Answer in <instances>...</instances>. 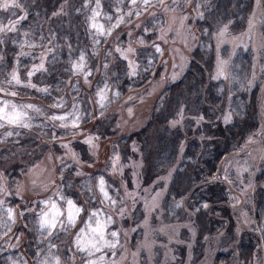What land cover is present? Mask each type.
<instances>
[{"label": "rangeland", "instance_id": "374dc122", "mask_svg": "<svg viewBox=\"0 0 264 264\" xmlns=\"http://www.w3.org/2000/svg\"><path fill=\"white\" fill-rule=\"evenodd\" d=\"M47 1L19 0L22 8L0 9V24L29 12L41 22L38 35L29 25L23 28L25 20L17 32L0 33V106L3 101L15 103L27 113L25 123L30 125L0 128V257L9 264H242L239 245L248 228L257 235L264 232V215L256 218L255 198L257 190L264 189V0H252L244 16L237 14L238 0H100L99 9L95 0H87V7L86 0H77L73 13L68 0ZM93 9L100 12L96 22L104 34L91 27ZM73 28L77 39H87L85 44H75L69 33ZM67 44L87 52L83 61L73 63L82 65V70L75 67L76 93H63L64 101L55 105L32 99L28 89H47L33 77L45 70L47 55L56 45L68 49ZM197 46L212 51V79L223 95L222 122L243 115L248 102L255 101L257 124L238 147L223 153L203 189L193 197L189 193L176 198L169 196L168 188L186 139L173 162H161L156 158L160 136L180 127L200 140L222 138L219 126L204 124L207 117L218 121L220 113L214 107L195 112L196 92L189 88L183 91L187 104L178 106L167 127L154 126L145 140L134 144L123 145L122 139L151 120L167 87L184 77ZM141 58L148 59V76L124 89V81L139 74ZM105 68L106 74L112 69L108 74L115 84L95 87L92 81ZM13 74L19 84L9 83ZM27 105L34 107H21ZM93 123L101 126L92 128ZM30 129L43 132V137L36 140ZM70 163L79 167L76 177L103 174L110 199L100 191L97 177L87 192L92 199L100 197L102 204L88 205L78 183L63 181ZM197 198L203 203L195 205ZM67 200L82 209L72 225L67 222ZM57 210V226L41 229L43 213L51 219ZM92 212L102 214L103 221L111 217L105 238L115 247L90 256L80 247L94 241L88 227ZM111 232L117 236L108 235ZM256 248L249 264H264V240Z\"/></svg>", "mask_w": 264, "mask_h": 264}, {"label": "trees", "instance_id": "16d2710c", "mask_svg": "<svg viewBox=\"0 0 264 264\" xmlns=\"http://www.w3.org/2000/svg\"><path fill=\"white\" fill-rule=\"evenodd\" d=\"M51 0H48L47 2L50 5ZM69 5L68 8L70 9V12L73 13L74 9L78 7L77 0H68ZM252 0H238V3L241 4V7L238 9L237 14H241L244 16V14L247 13V10L249 7H251ZM81 7H83L81 5ZM29 15L27 16V19L24 21L23 28L27 27L28 25L31 26V32L35 35L39 34L40 31V19L38 15L34 12H29ZM35 19H39V21H35ZM237 20V19H236ZM74 26V23L71 24L72 28ZM75 28V27H74ZM74 28L69 31V33H72L75 37V44H81L86 42L87 39H85L82 35L77 39L76 33H74ZM93 44V43H92ZM94 45V44H93ZM68 49H65L63 46H55L54 52H50L47 56L46 60V68L43 71H38L37 74L33 77L36 81L35 83L38 85L41 82L40 88L45 89L44 91H33L28 89L27 92H30V96L32 99L37 100H45L51 104H56L64 101V94H67L69 91V95H72L73 93H76V85H75V75L77 70L75 69L73 63L75 59L80 58L82 54L86 56L85 53L86 49L81 48L78 45H69L67 44ZM91 46V43L89 47ZM152 47V46H151ZM91 52L93 51L90 50ZM85 52V53H84ZM191 62L190 65L187 68V72L185 73L184 77L177 80L176 83H173L167 87V90L165 91V95L160 99V101L157 102L155 105L153 111H152V118L151 120L145 125V127L141 128L137 133H130L126 137H123L122 144L126 145L130 142L134 144L137 143V140L139 139H146L148 132L154 127V126H163L167 127L168 122L175 117V112L178 110V106L183 103H186L185 96L183 94V91H188L189 88L195 89L196 92V98L194 100V104L198 106L194 109L195 112L202 111H208L210 110V107H214L218 113H220V117L214 122H212L208 117L205 120V123L207 127H214L219 126L221 132H222V138H213L212 137H206L203 136V139L198 138V135L195 133L185 132L182 131L180 127L176 128L171 134L169 135H161L160 140L158 141V151L156 152V158L160 159L161 162L168 161L173 162L175 160L176 152H178V145L180 144L181 140L186 139V148L181 155L180 162L177 164L176 169L173 172V175L171 177V183L169 185V196H173L176 198H182V196L187 195L189 193L190 197H193L194 193H196L197 189H203L204 184H207V178H209L207 175L211 174L213 170L216 169V165L218 161L223 156V153L227 150H234L236 147H238L241 141L244 140V138L251 133V131L256 127L257 119H256V111H254V102L251 101L248 102L247 107L245 109V113L243 115L241 114H235L233 115L232 119L229 122L223 123L222 120V102L221 99H223V95L220 90V86L212 79V64H213V56L211 49H208L206 46L199 47L197 46L193 53H191ZM148 59H139L140 65V71L137 76H134L130 81L126 79L124 81V84L126 85L124 89H126L127 86H134L137 85L139 82H143L145 78L148 76V66L149 62H147ZM111 69V68H110ZM110 69L108 70V73L110 72ZM107 68L102 69V71L99 73V77L92 81L96 85L102 84V83H109L110 85H114L110 82L109 74L107 73ZM112 72V69H111ZM118 79H116L117 81ZM44 81H48L45 86L43 83ZM38 88V87H37ZM63 98L61 100V97ZM60 97V98H58ZM204 104H203V102ZM251 103V104H250ZM187 104V103H186ZM241 105V101H240ZM239 105V109L241 106ZM217 112L215 113L217 115ZM240 112V111H239ZM193 116L192 113H190ZM101 124L104 123V119L99 120ZM223 121V122H222ZM100 127L101 125L98 123L95 126V123H93L92 128ZM98 127V128H99ZM25 129V128H23ZM37 130V129H36ZM34 129H30L31 132H33L34 138L36 140H40L41 137H43V132L39 131L37 132ZM215 141H218L217 144H214ZM202 145V146H201ZM167 159V160H166ZM72 164L70 167H68L67 171V177L64 175L63 181L67 184L70 183V179L73 180L72 184L74 186L75 182L78 183V187L81 186L80 195L81 197L86 201L88 205H92L94 207H97L98 205H101V198L98 197L97 199L90 198V193H88V190H91L90 186L96 185L94 180H96L97 177L103 178L104 175H100L98 171L89 172V175H80L75 176V173L79 169L78 165L75 163ZM65 169L66 167H62V169ZM91 169V167H89ZM106 181L108 180V175L105 176ZM109 191L111 192V187L108 184ZM256 198V207H257V214L256 218H260L264 215V189H258L255 195ZM194 204L196 205V201L202 200L197 198V200L193 199ZM201 213V211L199 212ZM200 223V222H199ZM206 224V221L204 222V225H201V229L199 230V235L201 236L204 232V227ZM264 240V232L257 235V233L254 230H251L248 228L245 238L241 241L239 245V251H240V260L243 262L242 264H249L250 259L254 256L255 252H258L257 245L259 244L260 240ZM11 250L5 251V253L10 252ZM17 251H13V258L14 253ZM9 259V256L8 258ZM9 264L7 260H5L4 256L3 258L0 257V264Z\"/></svg>", "mask_w": 264, "mask_h": 264}, {"label": "snow or ice", "instance_id": "6c2138e0", "mask_svg": "<svg viewBox=\"0 0 264 264\" xmlns=\"http://www.w3.org/2000/svg\"><path fill=\"white\" fill-rule=\"evenodd\" d=\"M133 3H135V0H132ZM96 3V9H99L100 7V0H95ZM145 3H147V0H145ZM85 7H87V0ZM19 9L22 8V5L19 3V0H0V9L4 11H9L10 9ZM96 9H93L92 16L90 17L91 21V27L93 29H97L100 34H104V29L103 25H100L96 22L97 17L100 16V12L97 11ZM55 15V13H54ZM12 16H16L15 12H12ZM27 18V13L24 15L20 16L17 19H9L7 24H0V33L7 34L8 32H17V26L21 23L22 20H25ZM108 19H111V17H108ZM25 35H28L25 33ZM3 41L0 40V43ZM81 61H83V55L80 57ZM41 68H43V64L40 65ZM75 67L78 70H82V65L77 64ZM32 73H29L31 75ZM15 82L16 84L20 83V80L16 77L15 74H13L12 81H9V83ZM0 91H3V89H0ZM11 95L15 96L16 93L12 92L10 93ZM21 107H28L32 108L34 106L32 105H27V106H21ZM37 111H39L37 109ZM27 116V113L20 110L18 106L15 103H10L9 101H3V105L0 106V128L5 127V125H10V126H18V127H30L28 123H25V117ZM53 119H64V117H53ZM8 136H11L12 133L8 132ZM100 191L103 193L104 197L106 199H110L108 197V193L105 191L104 188V181L101 178L100 182ZM47 203V202H45ZM67 205L68 207V214H67V222L69 225L74 224L76 215H78L82 209L75 207L74 203L72 200H67ZM112 203H115V201H112ZM53 209H56L55 203L51 205ZM100 213L97 212H92L89 215V223L88 227L90 228V231L93 233L94 241H89L87 244L83 245L80 247V251H88V254L91 256L94 254V252H101L103 248L105 247H115V244L111 243L109 240L105 238L106 233L105 229L108 224L112 223L111 217H108L106 221L101 220ZM60 216V212L57 210L55 214L52 216L51 219H49V213L45 212L41 216L40 219V227L41 229L48 228L49 230L55 228L56 225V219ZM95 223V227H91V223ZM84 232V229H81V233ZM108 235L112 237H116L117 233L116 232H111L108 233ZM98 238V239H95ZM78 245H79V240H78ZM90 245V249H89ZM57 264L59 262L57 261ZM90 264H95V262H90Z\"/></svg>", "mask_w": 264, "mask_h": 264}]
</instances>
